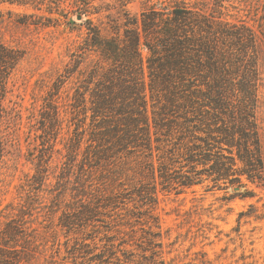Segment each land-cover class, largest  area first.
Returning a JSON list of instances; mask_svg holds the SVG:
<instances>
[{
  "label": "rangeland",
  "instance_id": "374dc122",
  "mask_svg": "<svg viewBox=\"0 0 264 264\" xmlns=\"http://www.w3.org/2000/svg\"><path fill=\"white\" fill-rule=\"evenodd\" d=\"M80 1L82 7L84 2L90 3V13L81 19L65 0H45L51 6L41 10L0 6V43L24 55L10 79L5 103L19 115L7 129L8 143L0 167V264H102L100 256L113 249L122 261L115 256L107 260L110 264H126L119 250H131L139 264L137 259L150 256L153 240L162 243V248L157 245L155 249L162 252L166 264H264V182L253 184L243 179L255 195L248 198L235 194L244 189H210V182L180 192H163L148 171L142 176L131 171L145 163L136 152L112 161L109 171L108 167L85 164L86 156L94 150L87 132L77 155H69L70 139L77 128L74 122L87 123L86 130L91 129V120L86 122L84 116L71 122L67 107L98 59L83 49L85 21L90 18L103 27L105 35H115V29L124 31L125 13L140 17L152 5H175L173 0ZM184 1L208 12L218 9L224 19L244 23L257 35L261 78L257 119L264 147V0ZM142 52L146 57V50ZM59 79L64 82L59 98L61 128L53 149L47 146L46 150L41 129L49 124L43 118L44 107ZM43 154L49 157L50 168L44 185L32 179ZM158 158L155 152L156 168ZM132 159H138L137 164ZM103 172L118 181L102 180ZM139 180L147 189L156 186L157 194L148 205L135 192ZM112 192L127 193L126 197L134 194V199H127V205L117 211L100 210L95 218L84 220L81 203L93 207L91 193ZM240 213L247 214L241 221ZM121 242H125L122 247Z\"/></svg>",
  "mask_w": 264,
  "mask_h": 264
},
{
  "label": "trees",
  "instance_id": "16d2710c",
  "mask_svg": "<svg viewBox=\"0 0 264 264\" xmlns=\"http://www.w3.org/2000/svg\"><path fill=\"white\" fill-rule=\"evenodd\" d=\"M65 1L71 2L77 16L83 18L90 13V3L84 2L82 7L80 0ZM173 2L171 7L152 5L140 17L125 13L124 31L121 33L122 27L115 29V35H105L103 27L94 25L90 18L85 21L83 49L98 59L67 107L71 122L84 116L86 122L91 120V129L86 130L87 123L83 126L74 122L77 128L70 139L69 155H77L87 132L90 146L94 145L91 155L86 156L89 166H104L109 171L112 161L136 152L145 163L131 171L139 176L148 171L163 192H180L210 182V189H244L235 194L254 197L243 179L253 184L264 182V147L257 119L261 83L257 35L244 23L227 21L218 9L208 12L184 0ZM2 5L34 6L39 10L51 6L45 0H0ZM23 58L22 51L0 43V167L8 143L7 129L19 115L5 104L9 82ZM62 80H58L44 107L43 118L49 124L41 129L46 150L53 149L61 128ZM155 152L158 168L153 160ZM48 158L42 155L32 178L42 185L49 179ZM137 160L132 159L135 164ZM103 173L102 180L118 181ZM141 182L136 181L135 192L148 205L157 194L156 186L147 189ZM124 192L91 193L89 203L93 207L81 203L84 220L95 218L100 210L117 211L126 206V200H133L134 194L126 197ZM245 216L240 213V221ZM151 242L150 256L137 259L139 264H166L162 252L155 249L157 245L162 248V243ZM118 252L126 264L136 263L131 250ZM116 254L114 249L108 251L100 256V262L110 264L107 260Z\"/></svg>",
  "mask_w": 264,
  "mask_h": 264
},
{
  "label": "water",
  "instance_id": "95a60500",
  "mask_svg": "<svg viewBox=\"0 0 264 264\" xmlns=\"http://www.w3.org/2000/svg\"><path fill=\"white\" fill-rule=\"evenodd\" d=\"M78 19H81V17H78Z\"/></svg>",
  "mask_w": 264,
  "mask_h": 264
}]
</instances>
